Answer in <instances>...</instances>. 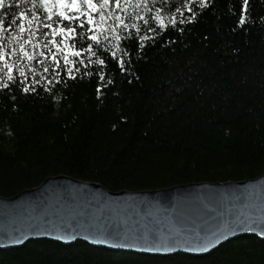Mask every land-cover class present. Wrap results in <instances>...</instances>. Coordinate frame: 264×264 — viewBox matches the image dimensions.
Returning a JSON list of instances; mask_svg holds the SVG:
<instances>
[{
	"label": "trees",
	"instance_id": "obj_1",
	"mask_svg": "<svg viewBox=\"0 0 264 264\" xmlns=\"http://www.w3.org/2000/svg\"><path fill=\"white\" fill-rule=\"evenodd\" d=\"M21 10L32 6L0 10L25 25L19 33L5 17L0 198L60 175L111 192L264 175V0H120L103 20L94 9L87 28L33 23L30 36ZM0 264H264V240L243 236L203 257L32 241L0 251Z\"/></svg>",
	"mask_w": 264,
	"mask_h": 264
},
{
	"label": "water",
	"instance_id": "obj_2",
	"mask_svg": "<svg viewBox=\"0 0 264 264\" xmlns=\"http://www.w3.org/2000/svg\"><path fill=\"white\" fill-rule=\"evenodd\" d=\"M261 219L264 175L245 181L122 192L60 175L13 198H0V251L46 240L67 246L84 242L108 251L153 257H200L243 236L264 240L239 229L215 239L225 221ZM208 240L213 243L208 245ZM161 246L171 250H150ZM194 247L205 250L192 251Z\"/></svg>",
	"mask_w": 264,
	"mask_h": 264
},
{
	"label": "snow or ice",
	"instance_id": "obj_3",
	"mask_svg": "<svg viewBox=\"0 0 264 264\" xmlns=\"http://www.w3.org/2000/svg\"><path fill=\"white\" fill-rule=\"evenodd\" d=\"M29 3L32 6V10L30 12H25L21 10L19 12V17L23 18L27 16L29 26L28 33L31 35V24L36 23L37 25H43L44 29H52L53 34H55L56 29L53 27L55 24L60 23L63 24V27L60 29V32L63 33H72L78 31L73 25L86 20V23L83 25V28H87V25L94 23L93 18V10L99 7L100 12L96 13L101 17V20L104 19L102 15L103 9L111 7L113 3L117 7L120 6V0H99L97 4L95 0H0V10L12 9L17 7L20 3ZM149 0H140L141 4L148 3ZM153 4L159 2L163 3V0H151ZM204 0H201L203 3ZM245 4H247V0H244ZM179 12V9H177ZM191 11V9H189ZM11 15L10 20L7 21L8 26L17 25V13L9 12V11H0V60L7 59L5 54V40L10 38L7 34V30L5 28V17ZM19 28V33H23L25 31V25L20 24L17 25ZM80 29V31L83 30ZM44 34V33H42ZM19 35V34H18ZM96 36H92V40H96ZM18 42V41H16ZM79 44L82 46H87V38H85L84 42L77 40ZM98 46V45H97ZM12 51H16L15 48ZM20 52L24 53V56L28 59H32V56L28 54V52L24 51V45H20ZM43 55V53H41ZM55 59V57H53ZM104 63V61H101ZM124 61L121 60L120 64L123 65ZM47 71V69H45ZM103 78V77H101ZM28 88H25L24 91H28ZM256 225L255 227L253 225ZM264 219L259 221H244L238 220L235 222L225 221L222 225V229L215 237L217 241L220 240L221 236L225 234L227 231H233L234 229H239L247 232L257 233L261 237H264ZM63 238V237H62ZM107 243V241H101ZM213 241L208 240L207 244H212ZM123 247H134L135 245H120ZM152 251H170L171 249L166 246L155 247L150 249ZM192 251H203L205 248L194 247L191 249Z\"/></svg>",
	"mask_w": 264,
	"mask_h": 264
},
{
	"label": "bare ground",
	"instance_id": "obj_4",
	"mask_svg": "<svg viewBox=\"0 0 264 264\" xmlns=\"http://www.w3.org/2000/svg\"><path fill=\"white\" fill-rule=\"evenodd\" d=\"M231 242V241H230ZM229 243V242H228ZM214 252V251H213ZM209 255V254H208ZM148 256V255H147ZM206 256V255H205ZM193 257H195V256H193ZM200 257H203V256H200Z\"/></svg>",
	"mask_w": 264,
	"mask_h": 264
}]
</instances>
